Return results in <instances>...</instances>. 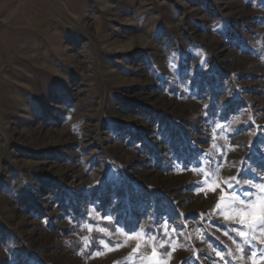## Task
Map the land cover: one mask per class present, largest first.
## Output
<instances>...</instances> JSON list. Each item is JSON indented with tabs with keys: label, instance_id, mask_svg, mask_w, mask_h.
<instances>
[{
	"label": "rangeland",
	"instance_id": "374dc122",
	"mask_svg": "<svg viewBox=\"0 0 264 264\" xmlns=\"http://www.w3.org/2000/svg\"><path fill=\"white\" fill-rule=\"evenodd\" d=\"M261 187L264 0H0V264H264Z\"/></svg>",
	"mask_w": 264,
	"mask_h": 264
},
{
	"label": "snow or ice",
	"instance_id": "6c2138e0",
	"mask_svg": "<svg viewBox=\"0 0 264 264\" xmlns=\"http://www.w3.org/2000/svg\"><path fill=\"white\" fill-rule=\"evenodd\" d=\"M260 191L264 192V187H261ZM223 199V198H222ZM240 204H245L246 201H244L243 199H241L239 201ZM251 226H255L257 228H259L260 232L262 234H264V211H261L258 215H252L251 216ZM241 237L242 238H245V240L247 241V238H248V233H240ZM253 240H256L257 239V236L256 235H252L251 237ZM261 242H264V241H261ZM136 249H134L135 251ZM242 251V249H241ZM153 254L155 255V249H153ZM253 256H255V253H252Z\"/></svg>",
	"mask_w": 264,
	"mask_h": 264
},
{
	"label": "crops",
	"instance_id": "0c3cea01",
	"mask_svg": "<svg viewBox=\"0 0 264 264\" xmlns=\"http://www.w3.org/2000/svg\"><path fill=\"white\" fill-rule=\"evenodd\" d=\"M263 162V161H262Z\"/></svg>",
	"mask_w": 264,
	"mask_h": 264
}]
</instances>
